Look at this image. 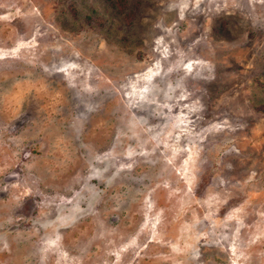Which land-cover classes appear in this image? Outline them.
Listing matches in <instances>:
<instances>
[{
	"label": "rangeland",
	"instance_id": "obj_1",
	"mask_svg": "<svg viewBox=\"0 0 264 264\" xmlns=\"http://www.w3.org/2000/svg\"><path fill=\"white\" fill-rule=\"evenodd\" d=\"M0 264H264V0H0Z\"/></svg>",
	"mask_w": 264,
	"mask_h": 264
}]
</instances>
